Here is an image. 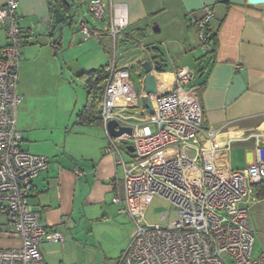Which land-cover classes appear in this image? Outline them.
<instances>
[{"label": "crops", "instance_id": "1", "mask_svg": "<svg viewBox=\"0 0 264 264\" xmlns=\"http://www.w3.org/2000/svg\"><path fill=\"white\" fill-rule=\"evenodd\" d=\"M16 1L23 28L17 83L22 99L17 116L22 135L20 147L50 160L47 171L32 182L31 207L40 213L49 231L62 235L63 243L73 239V233L85 222L111 225L122 217L132 226L127 216L118 213L119 206L111 203L113 196L122 198L123 191L121 171L114 166L112 157L104 154L106 133L102 126L75 124L79 109L74 111L72 107V112L74 91L67 87H73V81L82 72L106 67L112 60L109 53L112 43L107 37L98 41L86 39L66 22L53 35L49 29L44 35L37 32L39 25L47 24L50 28L55 9L62 12L61 5L69 3L76 5L89 25L100 27L88 13L85 3L91 0ZM101 1L105 8L110 2L126 5L129 25L117 41L123 48L134 45L141 51L143 44L149 49L154 57L152 68L158 92L160 85L164 93L171 88L179 68L192 71V82L186 88L196 91L202 126L217 134L220 144L217 163L229 171L243 170L251 164L256 148L264 147V4L252 5L247 0ZM5 3L6 0H0V7ZM207 7L213 14L208 29L216 35L217 44L213 56L198 61L205 51L199 47L197 30L189 22L191 18H201ZM5 44L0 26V47ZM154 53L162 60L161 71L156 68ZM115 64L117 69L127 70L125 66H117L116 61ZM145 77L142 71L138 95L145 92ZM56 84L69 90L70 106L66 107V114L58 116L60 123L55 127L41 116L44 105L41 94L48 97L46 102L54 101ZM252 198L246 207L254 240V234L264 232V184L254 188ZM133 232L134 227L128 234L127 247ZM57 245L54 242L39 245L45 264H66L65 259L56 257L65 250V243L63 247L60 244V249ZM19 246V238L11 232L7 216L0 213V250Z\"/></svg>", "mask_w": 264, "mask_h": 264}, {"label": "built area", "instance_id": "2", "mask_svg": "<svg viewBox=\"0 0 264 264\" xmlns=\"http://www.w3.org/2000/svg\"><path fill=\"white\" fill-rule=\"evenodd\" d=\"M85 4L100 27L89 25L76 5L69 3L68 16L77 33L97 41L107 37L115 51L129 25L126 5L110 2L105 8L101 0ZM18 6V1L6 0L0 7L6 38L0 47V213L7 216L20 246L0 250V264H45L41 242L64 243L62 235L49 231L29 203L32 182L47 171L50 160L20 147L17 116L22 99L17 83L23 28ZM212 15L207 7L201 18L189 22L204 50L209 47L206 27ZM140 48L152 68L148 50L143 44ZM115 61L113 57L104 68L106 84L99 104L106 133L104 154L121 168L123 197L113 196L111 203L119 206L118 213L134 227L126 253L116 264H264V254H252L246 207L253 200L254 188L264 183V147L256 148L253 162L243 170L229 171L217 163V134L202 126L196 91L186 88L192 82V71L187 68L175 72L166 93L149 96L153 113L145 109L149 116L145 122L126 121L121 110L141 108L148 95L134 93L128 70L117 69ZM112 120L131 133L117 138L108 135L106 126ZM155 197L167 202L170 211L164 213L161 224L148 225L144 214Z\"/></svg>", "mask_w": 264, "mask_h": 264}, {"label": "rangeland", "instance_id": "3", "mask_svg": "<svg viewBox=\"0 0 264 264\" xmlns=\"http://www.w3.org/2000/svg\"><path fill=\"white\" fill-rule=\"evenodd\" d=\"M67 27V25H66ZM74 28V26L72 25ZM65 28V27H64ZM117 50L113 51V48H110V58L113 59V56L116 58L117 66H125L130 75V81H132L134 92L138 95L142 89L140 77L142 75V69H140L138 61H142L144 58L138 46H129L123 48L119 44V41L116 43ZM166 46V45H164ZM202 51H205L203 47L200 46ZM166 50V48H164ZM165 53V51H164ZM73 87L68 85L70 91H74V100L71 103V109L73 112L76 111L79 106L83 105L85 101V94L82 88V85L75 78L73 81ZM57 88L54 89V101L46 102L48 97H45L41 94V97L44 98L42 106L41 116L45 117L46 123H51L53 126H58V118L62 117L66 111V107L70 106V101L67 100V97H70L69 90L62 89L60 84H56ZM162 85H160V94L164 93V90H161ZM167 91V90H166ZM59 99V101H56ZM73 107V108H72ZM70 109V110H71ZM137 112L140 113V116H135ZM121 117H123L128 122L143 123L149 118L146 114L145 108H132L129 110H121ZM59 116V117H58ZM60 123V122H59ZM122 155L125 159H128V155L124 153L122 149ZM121 171V168H119ZM170 207L167 202L162 198L155 197L151 200L149 207L145 212V223L150 224H161L162 217L164 213L169 212ZM117 223L107 225L104 223L98 224L95 222H85L82 227L73 233L74 238L65 240V250L60 252L57 257L58 260L62 258L65 259L66 264H116L126 253V247L128 243V234L132 231L133 227L131 226L130 221L127 219L124 220L122 217L116 218ZM253 240V256L264 254V232L259 234H254ZM62 246V245H61ZM60 249V244L57 245ZM63 247V246H62Z\"/></svg>", "mask_w": 264, "mask_h": 264}, {"label": "trees", "instance_id": "4", "mask_svg": "<svg viewBox=\"0 0 264 264\" xmlns=\"http://www.w3.org/2000/svg\"><path fill=\"white\" fill-rule=\"evenodd\" d=\"M67 5H61L62 12L66 16V24H69L70 26L73 25L69 18V11H67ZM55 8L52 9L54 11ZM216 35L213 34V32L208 29V25L206 27V42L209 45L208 49L205 50V56L203 58L199 59L198 61H203L204 58L213 56L215 53V48L217 41ZM146 47V46H145ZM146 49L149 52V49L146 47ZM150 53V52H149ZM156 62L158 63V66L156 65L157 70H162L160 67L162 66V60L158 54H155ZM151 59H154V57ZM146 58H143L142 61L139 62L141 65L142 62H144ZM105 67L94 69L87 72H82L78 75L77 79L79 83L82 85V88L85 92L86 100L81 109L77 110L75 113V124L79 126H101V119H100V101L102 99V93L105 87L106 82V74H105ZM201 72V71H200ZM199 72V73H200ZM203 85V84H201ZM199 85V86H201ZM264 184V183H262Z\"/></svg>", "mask_w": 264, "mask_h": 264}, {"label": "water", "instance_id": "5", "mask_svg": "<svg viewBox=\"0 0 264 264\" xmlns=\"http://www.w3.org/2000/svg\"><path fill=\"white\" fill-rule=\"evenodd\" d=\"M247 3H250L252 5H261L264 4V0H247ZM66 20V16L63 12H60L58 9H55L54 11V18L51 22V26L47 24L39 25L37 27V32H40L41 35H44L46 30L49 29L50 35H53L57 28L63 25L64 21ZM140 69L146 74L144 81V91L148 95L144 98L142 105L146 110H148L149 114L152 115L153 109L151 105V99L149 96H156L157 95V83L154 79L153 74V68H151L150 63L148 61L142 62L140 65ZM106 131L108 135H110L113 138L120 137L123 133L130 134L131 130L127 127L119 126L118 123L114 120L109 121V123L106 126ZM127 150L129 152H132L131 147H127Z\"/></svg>", "mask_w": 264, "mask_h": 264}, {"label": "bare ground", "instance_id": "6", "mask_svg": "<svg viewBox=\"0 0 264 264\" xmlns=\"http://www.w3.org/2000/svg\"><path fill=\"white\" fill-rule=\"evenodd\" d=\"M156 79H157V77H156ZM169 84H170V83H169ZM168 88H169V86H168ZM167 91H168V90H167ZM157 92H158V91H157ZM157 94L160 95V92H158Z\"/></svg>", "mask_w": 264, "mask_h": 264}]
</instances>
